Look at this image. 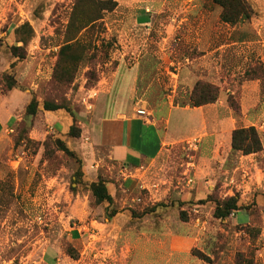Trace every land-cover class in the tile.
Segmentation results:
<instances>
[{
  "label": "rangeland",
  "instance_id": "1",
  "mask_svg": "<svg viewBox=\"0 0 264 264\" xmlns=\"http://www.w3.org/2000/svg\"><path fill=\"white\" fill-rule=\"evenodd\" d=\"M163 1L96 0L94 10L90 0H0V99L9 94L6 82L14 78L18 93L11 95L14 108L9 112L21 117L0 133V264L120 263V247L115 250V243L91 236L102 227L92 226V218L104 220L92 207L91 176L83 170L84 142L68 135V120L46 117L44 101L71 108L77 116H90L100 102L109 105V111L135 106L164 113L163 102L191 105L197 81L218 87L226 81L223 90L229 89L228 103L236 108L240 90L230 91L244 80L264 76L257 55L261 43H241L260 37L248 24L262 14L264 0H246L256 15L235 24L222 22L221 7L211 0ZM193 7L198 14L192 16L188 10ZM158 9L162 11L157 13ZM136 13L145 17L132 25ZM91 16L102 19L81 27V19L85 22ZM125 24L130 29L126 33ZM75 37L79 44L74 54L81 58L63 80V71H56L59 50ZM22 41L26 56L17 60L9 46ZM207 51H213L207 64L202 59L190 63ZM25 96L27 101L35 99L39 109L28 131L23 128ZM179 113L172 114L171 127L181 135L189 129L177 125ZM231 126L228 123V129ZM59 141L73 153L65 152ZM186 145H180L183 152L169 161L172 173L182 172L187 162H199L195 150ZM173 208L175 228L181 219L179 207ZM201 208L202 214L192 211L195 229H202L193 249L208 258L195 255L194 262L184 260L187 264H236V253L242 249L253 264H264L263 203L251 221L260 234L256 228L250 233L240 223L241 215L231 217L233 222H220ZM182 211L181 218H187V210Z\"/></svg>",
  "mask_w": 264,
  "mask_h": 264
},
{
  "label": "crops",
  "instance_id": "2",
  "mask_svg": "<svg viewBox=\"0 0 264 264\" xmlns=\"http://www.w3.org/2000/svg\"><path fill=\"white\" fill-rule=\"evenodd\" d=\"M157 7L160 8V5ZM259 10L262 14L248 25L260 37L241 43L252 46L261 43L263 48L257 55L264 66V10L261 7ZM161 11L158 9L157 13ZM188 11L192 16L198 14L195 7ZM144 17L136 13L132 25ZM123 27L126 28V24ZM171 27L177 28L173 25ZM129 30L126 28L125 33ZM212 52L207 51L190 63L194 64L197 59L205 61ZM226 85V81L220 82L218 99L201 106L174 105L169 101L161 104V107L167 108L164 113L159 108L145 109L144 114H138L135 106L109 111V105L100 102L90 116L86 113L77 116L80 117L78 123L82 129L78 138L83 140L82 145L86 150L83 155L84 173L91 176V182L100 177L104 179L113 197L112 204L103 203L96 210L103 217L106 207L116 209L114 216L103 217L104 221L92 218V226L96 223L102 227H97L101 230L95 234L92 232L91 236L115 243V250L120 247V263L115 264L194 262L196 256L192 249L196 247V236L200 235L202 229H195L192 211L202 214L203 206L207 208L206 215L212 216L213 203L197 202L205 200L216 185L222 198L237 195L246 205L256 202L249 210L233 212L224 221L233 222L231 217L236 220V215H241L240 223L250 224L255 217V208L259 204L264 205V76L244 80L236 90L230 91L235 94L237 89L240 90L237 93L240 105L238 114L228 105L229 89L223 90ZM17 91L14 88L0 99V133L7 129H4L5 126L14 125L21 119L14 118L9 112L14 108L10 106L11 95L17 94ZM25 98L28 103L27 96ZM62 112L46 111L45 115L57 121L66 119L70 126L72 116L68 114L66 118ZM174 112H182L176 115V122L180 127H187V133L185 131V134L178 135L172 131ZM228 123L232 125L229 129ZM249 125L258 130L262 149L250 154L233 151L232 130ZM188 142H193L188 148L195 150L199 162H187L182 172L172 173L169 161L178 151L182 153L184 148L181 149L180 145L185 147ZM173 205L179 207V218L180 211L188 212L187 218H180L175 228L171 226L170 216L175 210ZM197 216L196 224L200 219Z\"/></svg>",
  "mask_w": 264,
  "mask_h": 264
},
{
  "label": "trees",
  "instance_id": "3",
  "mask_svg": "<svg viewBox=\"0 0 264 264\" xmlns=\"http://www.w3.org/2000/svg\"><path fill=\"white\" fill-rule=\"evenodd\" d=\"M211 1L214 4L221 7L219 17L220 20L225 23L235 24L242 19H251L256 15L255 10L246 0H211ZM90 5H92V7L95 10L97 7L96 0H90ZM115 6L116 5L114 3L113 7L115 8ZM113 7L110 9H113ZM106 8L108 7H102V9H106ZM100 19H102L101 16H91L85 22L82 21L83 19H81L79 23L81 27H84L86 25L94 26ZM22 42H23L22 45L13 44L9 46L11 55L17 60L24 59V57L26 56V50H25L26 42L24 41ZM78 44H79V39H76L72 43H67L63 45L59 50V58L56 65V71L57 70L59 71V69L63 71V78H64L63 80L67 79L68 75L70 74L69 71L71 70L72 64L76 63L77 60L81 58L77 54H74L76 49H78L77 46ZM66 61L67 63L65 64ZM255 78H260V77H255ZM251 79L254 78H249V80ZM6 84H7L6 90L10 91L16 87L15 86L16 80L13 78L12 81L9 80L6 82ZM219 95H220V88L218 86L213 85L211 83H203L197 81L194 84L191 95V101H192L191 106H201L204 104L215 102L218 99ZM235 104H236V108L231 107L228 103V105L234 110V112L238 114L240 112V105L239 103L236 102ZM42 108L43 110L46 111L65 110L66 112H68L73 118V122L68 128V135L73 138L80 137L82 129L78 123L77 114L73 109L68 107L65 108L64 106L50 103L48 101L43 102ZM38 112H39L38 104L36 103L35 99L32 98L28 102L25 108V114H24L25 125L23 128L27 129L26 131H28L30 127L33 125L34 122L33 117L36 116ZM58 143H60V146L65 152L70 154L73 153V151H71L66 145L62 144V142L59 141ZM231 147L233 151H240L243 154H250L260 151L262 149V143L256 127L253 125H249L246 127H238L233 129L231 132ZM90 189H91V195L93 196L94 204L92 207L94 209L103 203H108V205L113 203V197L109 193V190L105 184L104 179H102L101 177L97 181H93L90 183ZM206 201L213 203L214 210L212 213V217L220 222H223L225 219L229 218L231 213L233 212L247 211L249 210V208L252 207V205L254 204L256 205L255 201L250 203L252 204L251 206L250 204L248 205L244 204L243 202L240 201V198L237 195L226 196L223 198L220 197L218 194L217 185L215 186L213 192L210 195H208V197L205 200H203V202ZM181 212L183 211H180L179 213L180 218L182 215ZM115 213H116V209L110 210L108 207H106L104 209L103 217L111 218L114 216ZM185 219L186 218H183V220ZM244 227L248 229L250 233L251 230L257 229L258 233L260 234L261 229L258 226L256 227L255 225H252L250 223V224H244ZM245 250L242 249L237 251L236 264H253V260L251 258L248 259L247 257H245L244 255ZM192 252L194 255L198 256L201 259L205 260L208 258L206 255L202 254L197 249H193Z\"/></svg>",
  "mask_w": 264,
  "mask_h": 264
},
{
  "label": "built area",
  "instance_id": "4",
  "mask_svg": "<svg viewBox=\"0 0 264 264\" xmlns=\"http://www.w3.org/2000/svg\"><path fill=\"white\" fill-rule=\"evenodd\" d=\"M137 113H138V114H144L145 111H144L143 109H137ZM188 145H189V146H192V145H193V142H188ZM190 148H191V147H190Z\"/></svg>",
  "mask_w": 264,
  "mask_h": 264
}]
</instances>
